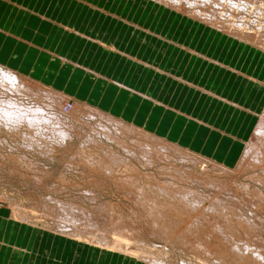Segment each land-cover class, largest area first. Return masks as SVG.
I'll return each instance as SVG.
<instances>
[{
  "label": "rangeland",
  "instance_id": "374dc122",
  "mask_svg": "<svg viewBox=\"0 0 264 264\" xmlns=\"http://www.w3.org/2000/svg\"><path fill=\"white\" fill-rule=\"evenodd\" d=\"M104 1L105 3L100 6H105L107 11L101 12V10H97L95 18L96 20L100 19L103 32L106 34L116 31V28L117 30H122L123 46L121 47L126 46V35L132 29L131 27L134 26L133 23L143 25L145 23L142 21H146L145 28L147 26L152 28L154 33L155 31L162 32L161 36H163V39L169 40L172 38L171 35L174 34H177L176 36L181 35L191 45L192 43L193 46L197 44V48L202 50L203 54H207V56L216 55L223 58L222 60L231 61L238 65L242 61L252 64L251 62L254 59L252 53L259 52L256 53L254 60L261 54V62L264 66V55L262 54L264 52V0H187L189 4L182 3V5L178 3L181 0H160L168 8H164L165 6L163 7V5L159 4L152 5L147 0H101V2ZM88 9L84 13H93L92 10ZM176 10L184 15L178 14ZM212 10L213 15L211 13ZM203 23L215 29L217 28L219 30L217 32L221 30L225 34L216 33L215 30L205 27ZM161 40L162 38L159 39V41ZM170 54L168 56L173 58L175 52L173 55ZM153 60H155L154 57ZM121 62L127 61L121 60ZM38 89L35 86L33 90L36 93L34 92L32 95L25 90L15 93L5 90V87L0 84V100L13 98L14 100L22 101L25 105L44 107L45 110L53 113L58 119H65L64 122L67 124L64 129L65 133L71 136L63 141L59 137V133L52 130L34 128L26 120L0 123V208L3 209L0 217L8 219L5 224L2 223L1 225L0 223V240L4 225L6 227V224H13L11 235L7 236V241L5 239L4 247H0V264L20 263L23 242H14L16 238L13 235L14 232L16 236L19 233L20 228H16L17 225L36 228V238L39 236V231L44 234L46 231L59 237L80 240L101 249L106 248L114 252L123 253L135 258L140 264H154L155 262L157 264H219V260L220 264H234L235 262L228 259L226 262L218 259L216 252L208 253L205 245L206 239L203 241L205 242L204 244L200 243L199 245L200 240L197 239V236L200 228L203 225L205 226L209 220L210 224L216 222L224 227L223 229L229 230L231 232L230 235L228 233L229 237L231 236L237 241L242 239L243 241L241 240V242L247 243L248 241L250 245L256 246H252V249L254 247V249L258 248V251L260 250L262 264L264 263V160H258V162L254 160V162L250 157L249 159L245 158L246 160L242 164L238 162L234 167L228 166L232 168V171H227L222 167L224 164L220 165L200 155V157L198 155L190 156L183 151H178L174 148L173 143H164L163 141L161 143L160 140L144 134L145 131H139V128L135 130L129 126L124 127L122 125V127L121 124L119 125L108 118H104L97 112L91 111L89 107H84L86 104L80 101L71 100L73 104H76L73 105L76 110L71 112L63 111V104H57L53 94L45 95ZM260 114L264 123V111H261ZM39 132L42 133V136ZM45 133L46 135H43ZM38 137L39 139L37 140ZM46 137L50 141L46 140ZM41 139L43 140L40 141ZM263 143H259L260 146H258L256 141L252 140L249 142L251 146L253 145L252 147L257 146L258 149L256 150L257 152L260 151L259 154L261 156L258 154L260 158L264 157ZM139 144L141 146H138ZM126 146H129L128 149ZM256 146L253 149L254 151H256ZM110 147L111 149H109ZM105 152H109L110 155L109 153L108 156L104 155L106 154ZM147 152L148 155L146 154ZM144 155L146 156L143 157ZM110 156L113 158L112 162L110 161ZM263 157L262 159H264ZM118 159L121 162L124 161L122 163L116 162ZM145 159H148L147 162L144 161ZM114 160L115 162H113ZM105 161L106 163L109 161L107 164H110V162L111 164L107 165ZM119 164H121L122 168L118 166ZM104 165H107L106 167L114 166V168H109L110 172L108 168V171L104 170L106 168ZM135 167L138 171L136 169L134 171ZM126 174L128 177H126ZM142 174L144 175L142 176ZM133 176H135V179ZM155 179H159V184H157ZM202 179L207 180V185L212 183L214 186L217 185L224 188L221 189L223 193L216 190L215 187L201 185L199 181L201 182ZM160 181L163 186L167 184L171 188H182L183 191L186 189L198 190L203 193L205 198L209 199L208 203L211 202L210 205L218 207L220 211H216V207L207 203L204 204L214 209L210 210L208 208V210L205 205H202V208L205 206V212L199 205H194L195 208L191 206V208L190 205L186 204V207L183 203L188 201L177 196V193L172 192L173 196H175L173 197L168 195L167 190L160 191V193L154 190H161L160 187H157V185H162ZM153 185H155V188H152ZM139 186H142V188ZM212 194L219 195L220 200L224 202L215 201L216 199L214 198L210 199ZM179 197L180 200L182 199L181 202H179ZM167 199L173 202L176 207L169 206L171 209L169 207L164 209L167 219L165 216H163L164 218L160 216L161 219L159 217L156 218L160 215V210L157 211L159 214L157 212L155 214L156 210L151 209L153 200L166 203ZM138 200L139 202H137ZM191 205L193 204L191 203ZM72 206L76 207L72 208ZM223 207L225 208L223 209ZM82 208L87 210V212L85 213ZM176 208H180L179 210L184 212H178ZM187 208L190 210L189 212H191V209L194 211L192 213L195 214L196 219L193 218L195 217L194 214L188 212ZM80 209L82 214H80ZM71 210L73 213H71ZM83 212L86 216L89 215L90 218L89 216L86 218ZM208 212L211 214L209 215ZM175 215L177 218H173ZM212 216L216 219L215 221ZM203 217H207L206 220L209 217V220L206 221ZM89 219H93L94 223H90ZM165 219L174 221L173 226L166 227L167 223L171 221L169 220L166 223ZM178 219V224L183 219L180 225L176 224ZM192 219H195L200 225H195ZM197 219H200V221ZM162 221L165 222L166 226ZM190 224L191 226H189ZM249 224L250 226H248ZM208 225H206V228L211 227ZM227 225L233 226V228L227 229ZM183 227H185V230ZM210 229L211 232L209 233L215 232L213 228ZM234 229L238 230L234 231ZM186 230L191 235L187 234ZM249 230L251 231L249 232ZM197 232L198 234H196ZM252 233H254V237ZM44 234H42L43 239ZM113 235H118L125 240L119 243L121 245L114 246L109 244L108 242H110ZM126 242L131 243L129 244L130 247L125 246ZM35 243L31 242V245L25 249L29 250L28 252L33 250L34 260L38 261L40 259L42 262L41 256L38 258L34 254L37 249V245H34ZM221 246L222 249L224 247V250L226 249L225 244L224 247L223 245ZM197 249L199 251L202 249L201 253ZM28 252L25 255L27 259L22 257L24 264L30 263ZM54 255L56 259H59L60 255L56 252ZM203 259L207 262L205 261L204 263Z\"/></svg>",
  "mask_w": 264,
  "mask_h": 264
},
{
  "label": "crops",
  "instance_id": "0c3cea01",
  "mask_svg": "<svg viewBox=\"0 0 264 264\" xmlns=\"http://www.w3.org/2000/svg\"><path fill=\"white\" fill-rule=\"evenodd\" d=\"M103 3L0 0V65L73 101L189 146L185 148L203 158L220 165L237 164L264 109L262 55L254 60L259 52L252 53V64L242 61L240 65L207 56L181 35L163 39L162 32L145 28L147 22L142 20L143 25L133 23L126 46L121 47L122 30L106 34L95 18L97 10L107 11L100 6ZM87 9L93 13H84ZM7 221L0 217L1 225ZM12 226L4 225L0 247ZM16 228L20 229L17 236L13 233L14 242H23L24 259L29 251L25 248L36 242L34 254L42 262L34 260L32 250L29 264H140L123 253L80 240L46 231H39L36 238V228ZM22 257L19 264H24Z\"/></svg>",
  "mask_w": 264,
  "mask_h": 264
},
{
  "label": "bare ground",
  "instance_id": "6f19581e",
  "mask_svg": "<svg viewBox=\"0 0 264 264\" xmlns=\"http://www.w3.org/2000/svg\"><path fill=\"white\" fill-rule=\"evenodd\" d=\"M153 1H155V2H157V3H159L161 6L163 5V7L165 6V8H168L166 5H165V3H161L160 2V0L158 1V0H153ZM152 2V1H151ZM178 3H181V5H182V3L183 4H189V1H187V0H181V1H178ZM180 5V6H181ZM173 9V8H172ZM173 10H175V9H173ZM177 11V10H176ZM180 12L178 11V14H179ZM211 13H212V15H213V10L211 11ZM180 14H182V13H180ZM212 27V26H211ZM212 28H214V27H212ZM215 29V28H214ZM216 30H218L217 28H216ZM219 31V30H218ZM221 31V30H220ZM238 38V37H237ZM234 39H236V38H234ZM241 41V40H240ZM243 41H244V39H243ZM260 49V48H259ZM262 53H264V52H262ZM260 62V61H259ZM0 84L2 85V86H4L5 87V90H8V91H10V92H15V93H20V91L21 90H25V91H27V92H30V94L32 95V94H34V87L35 86H37V88H39L38 89V91H40V92H42L43 94H45V95H49V94H53L54 96H55V101H56V103L57 104H63V111L64 110H67L68 112H71L72 110H76V108H74L73 107V105H76L75 103L73 104L72 102H71V99L68 97V96H66L65 95V93H62L61 91H59V90H56L55 88H51V87H46V86H44V85H42V84H40V83H38L36 80H32L31 78H26V77H24V76H22L21 74L19 75L18 73H16L15 71H12V70H9V69H7V68H5V67H2L1 65H0ZM23 93V92H22ZM36 93V92H35ZM69 103H71V104H69ZM83 103V102H82ZM79 104V103H78ZM85 104V103H84ZM78 107V106H77ZM84 107H89L90 108V110L91 111H94V112H97L99 115H101V116H103L104 118H108V119H110V120H112V121H114L115 123H117V124H121V126L123 125L124 127H126V126H129L130 128H132V129H137V127H135V126H133V125H131V124H129L128 125V123L127 122H124L123 120H121V119H119V118H117V117H114L113 115H111V114H109V113H105L103 110H100V109H98V108H95V107H90V106H88L87 104H86V106H84ZM62 111V112H63ZM262 111H264V109L262 110ZM60 118V117H59ZM263 118H264V115H263ZM6 120V121H5ZM16 120H19V121H21V120H26L27 122H28V124L30 125V126H34V128H38V129H46V130H52L53 132H56V133H59V137H61L62 139H63V141L66 139V138H68V137H70L71 135L70 134H67V133H65V126L67 125L64 121H65V119L64 120H61V119H58L53 113H49L47 110H45V108L44 107H37V105H35V106H30V105H25L22 101L20 102V101H17V100H14L13 98H8V99H6V100H0V123L2 124V123H7V122H10V121H16ZM5 121V122H4ZM33 122H35V123H33ZM64 122V123H63ZM118 125V126H119ZM122 126V127H123ZM16 128H17V126H15ZM19 127V126H18ZM14 128V127H13ZM16 128H14V129H16ZM139 128V127H138ZM122 129V128H121ZM36 130V129H35ZM139 131H142V132H144V130H142L141 128L140 129H138ZM31 131V130H30ZM34 131V130H33ZM43 131V130H42ZM51 131V132H52ZM36 132H38V131H36ZM40 133V132H39ZM38 134V133H37ZM42 133H40V135H41ZM144 134H146V135H148L149 137H152V138H154V139H156V140H160L161 141V143H162V141L164 142V143H172V142H170V141H168V139H165V138H163V137H161V136H158V135H156V134H154V133H149L148 131H145L144 132ZM25 135V134H24ZM43 135H46V133L45 134H43ZM39 136V135H38ZM42 136V135H41ZM52 136H53V133H52ZM34 137V136H33ZM128 137V136H127ZM32 138V137H31ZM32 139H34V138H32ZM31 139V140H32ZM36 139V138H35ZM39 139V137L37 138V140ZM43 139H41L40 141H42ZM45 140V139H44ZM46 140H49V138H47L46 137ZM45 140V141H46ZM115 140V139H114ZM256 141V145H258V146H260L259 145V143H263L264 142V123H263V119H262V115L259 113V119H258V121H257V125L255 126V130L253 131V133H252V135H251V138H250V140L247 142V146H245V151H244V153H243V155H242V159H240V161H239V164L241 163H243V161H245L246 159H249V157L250 158H252V161H257L258 162V160L259 161H261V160H264V159H262V157L260 158V154H259V152H257V150L256 149H258L257 148V146H256V148H255V150L256 151H254L253 149H254V147H252L250 144H249V142L250 141ZM39 141V142H40ZM50 141V140H49ZM52 141H54L53 139H52ZM117 141V140H116ZM120 141H122V140H120ZM119 141V142H120ZM34 142V141H33ZM36 142V141H35ZM38 142V143H39ZM48 142V141H47ZM46 142V143H47ZM93 142V141H92ZM97 142V141H96ZM45 143V142H44ZM94 143H95V140H94ZM121 143V142H120ZM119 143V144H120ZM98 144H100V143H98ZM123 144V143H122ZM174 144V148H176L178 151H183V152H185V153H187V154H189L190 156L191 155H198L197 153H195V152H191L190 150H188V149H186L185 147H188V146H184V147H182L181 145L182 144H179V143H173ZM264 144V143H263ZM154 145V144H153ZM122 146V145H121ZM138 146H141L140 144L138 145ZM33 147V146H32ZM103 147V146H102ZM129 147V146H128ZM128 147L126 146V148L128 149ZM131 147V146H130ZM146 147V146H145ZM167 147V146H166ZM132 148V147H131ZM148 148V147H147ZM189 148V147H188ZM109 149H111V147L109 148ZM126 149V150H127ZM152 149V148H151ZM113 150V149H112ZM111 151V150H110ZM114 151V150H113ZM81 152L83 153V151L81 150ZM84 152H85V150H84ZM104 152V151H103ZM102 152V153H103ZM106 152H107V150H106ZM105 152V153H106ZM152 152V151H151ZM109 153V152H108ZM108 153H106V154H104V155H106V156H108ZM113 153V152H112ZM118 153V152H117ZM116 153V154H117ZM127 153H128V150H127ZM139 153V152H138ZM150 153V152H149ZM155 153V152H154ZM157 153V152H156ZM145 154V153H144ZM147 155H148V152L146 153ZM258 154L260 155L259 157H258ZM109 155H110V153H109ZM113 155V154H112ZM131 155H132V153H131ZM137 156H138V154H136ZM141 155H143V154H141ZM248 155V156H247ZM119 156H120V154H119ZM124 156V155H123ZM133 156V155H132ZM146 155H144L143 157H145ZM152 156V155H151ZM199 156V155H198ZM246 156V157H245ZM104 157V156H103ZM111 157V159H110V161L113 159L112 158V156H110ZM109 157V158H110ZM114 157V156H113ZM118 157V156H117ZM121 157V156H120ZM142 157V158H143ZM150 157V156H149ZM155 157V156H154ZM200 157V156H199ZM115 158V157H114ZM127 158V157H126ZM138 158V157H137ZM148 158V157H147ZM158 158V157H157ZM246 158V159H245ZM264 158V157H263ZM121 159V158H120ZM124 159V158H123ZM122 159V160H123ZM136 159V158H135ZM109 160V159H108ZM116 160V159H115ZM115 160L113 161V162H115ZM124 160H126V159H124ZM123 160V161H124ZM129 160H132V159H129ZM147 160L148 159H145L144 161H146L147 162ZM122 161V162H123ZM143 161V160H142ZM254 161V162H255ZM109 162V161H108ZM107 162V163H108ZM112 162V161H111ZM111 162H110V164H111ZM116 162H121V160L119 161V159H118V161H116ZM121 162V163H122ZM131 162V161H130ZM148 162H150V161H148ZM256 162V163H257ZM264 162V161H263ZM102 163H103V161H102ZM105 163H106V161H105ZM104 163V164H105ZM106 163V164H107ZM126 163V162H125ZM260 163V162H259ZM110 164H107V165H110ZM118 164V163H117ZM128 164V163H127ZM126 164V165H127ZM141 164V163H140ZM220 164V163H219ZM238 164V163H237ZM237 164H235V165H233L232 167H234V166H236ZM106 165V166H107ZM121 164H119L118 166L119 167H121L120 166ZM122 165H124V164H122ZM125 165V166H126ZM225 165V164H224ZM222 166L223 168H225L227 171H232V168L231 167H228V165L226 166ZM253 165H255V164H253ZM105 165H104V167H106ZM116 166V165H115ZM130 166V165H129ZM239 166H241V165H239ZM256 166V165H255ZM98 167H99V165H98ZM103 167V166H102ZM112 167V166H111ZM111 167L109 166V167H106V168H104V170H107V168L109 169H111ZM124 167V166H123ZM128 167V166H127ZM133 167H134V165H133ZM238 167V166H237ZM114 168V166L112 167V169ZM122 168V167H121ZM131 168V167H130ZM101 169V168H100ZM99 169V170H100ZM110 169H109V171H110ZM117 169H119V168H117ZM136 169V167L134 168V171H136L135 170ZM235 169V168H234ZM96 170V169H95ZM115 170V169H114ZM122 170V169H121ZM131 170V169H130ZM129 170V172H131ZM108 171V170H107ZM138 171V170H137ZM111 172V171H110ZM112 172H113V170H112ZM123 172V171H122ZM125 172H127L126 170H125ZM138 173V172H137ZM141 173V172H140ZM151 173V172H150ZM130 175V174H129ZM144 174H142V176H143ZM151 175V174H150ZM136 176H137V174H136ZM126 177H128L127 176V174H126ZM129 177H131V176H129ZM134 177V179H135V176H133ZM132 177V178H133ZM147 177H150V176H147ZM153 177V176H152ZM185 177V176H184ZM262 177V176H261ZM119 178V177H118ZM123 178H124V176H123ZM138 178V177H137ZM151 178V177H150ZM128 179V178H127ZM141 179V178H140ZM147 179V178H146ZM211 179V178H210ZM260 179V178H259ZM263 179V178H262ZM133 180V179H132ZM152 180V179H151ZM157 179H155V181H156ZM159 180V179H158ZM157 180V184H159V181ZM124 181H125V179H124ZM123 181V182H124ZM129 181H130V179H129ZM134 181V180H133ZM207 181V180H206ZM205 180H201V182L199 181V183H201V185H204V186H211V187H215L216 188V190H218V191H222L221 189H224V188H222V187H219V186H217V185H215L214 186V184H208L207 185V182H206ZM220 181V180H219ZM259 181V180H258ZM263 181V180H262ZM143 182H145V181H143ZM163 183H164V181H162ZM209 182H210V180H209ZM116 183H117V179H116ZM121 183H122V181H121ZM125 183H126V181H125ZM160 183H161V181H160ZM168 183V182H167ZM128 184H130V183H128ZM137 184V183H136ZM156 184V183H155ZM162 184V183H161ZM160 184V185H161ZM168 184H170V183H168ZM125 185H127V184H125ZM132 185V184H131ZM165 186H163V184L161 185V186H159V185H157V187H160V189L161 190H157V189H154V190H156V191H159V193H160V191H168V195H171V196H173V193L172 192H175V193H177V196H180V197H182V199L183 198H185L188 202H184L183 204H187V205H190V207L191 206H193L194 208H195V206L194 205H199L200 207H201V209L203 210H205V206L207 207V209L209 208L206 204H204V203H207V204H209L210 205V203H208L209 202V199L208 198H205V196L203 195V193H201L200 191H198V190H192V189H186V190H182V188L180 189V188H171L170 187V185H167V184H164ZM172 185H173V183H172ZM175 185V184H174ZM145 186V185H144ZM144 186H143V188H144ZM148 186V185H147ZM155 185H153V187L152 188H155L154 187ZM222 186V185H221ZM133 187V186H132ZM139 187H141L142 188V186H139ZM173 187H175V186H173ZM147 188V187H146ZM150 188V187H149ZM136 189V188H135ZM159 189V188H158ZM144 190V189H143ZM150 190V189H149ZM152 190V189H151ZM228 190V189H227ZM217 191V192H218ZM245 191V190H244ZM244 191H241V192H244ZM141 192V191H140ZM154 192V191H153ZM142 193V192H141ZM150 193V192H149ZM155 193V192H154ZM221 193H223V192H221ZM158 194V193H157ZM262 194V193H261ZM159 195V194H158ZM210 195V194H209ZM143 196V195H142ZM153 196V195H152ZM154 196L156 197V195L154 194ZM248 196V195H247ZM255 197H256V195H254ZM145 197V196H144ZM151 197V196H150ZM164 198H165V196H163ZM173 197H175V196H173ZM180 197H179V200H180ZM210 197V196H209ZM233 197H235V196H233ZM138 198H139V196H138ZM159 199H160V197H158ZM212 198H214V199H216L215 201H218V202H222V200H220V198H219V195H215V194H212V196L210 197V199H212ZM238 198V197H237ZM259 198V197H258ZM261 198V197H260ZM263 198V197H262ZM155 199V198H154ZM181 199V200H182ZM207 199H208V201H207ZM135 200H137V199H135ZM142 200V199H141ZM178 200V201H179ZM181 200L179 201V202H181ZM234 200H235V198H234ZM237 200V199H236ZM262 200V199H261ZM145 201V200H144ZM148 201H149V199H148ZM159 201V200H158ZM157 200H153V206H152V210L153 209H155L153 212L156 214V212L158 211V210H160V215H156L157 217L156 218H160L161 219V217L160 216H165V218L167 219V217H166V213L164 212L165 210V208L167 209V207H173V206H175V204L173 203V202H171L169 199H167L165 202L166 203H164V201L163 202H158ZM162 201V200H161ZM177 201V202H178ZM184 201V200H183ZM182 201V202H183ZM211 201V200H210ZM254 201V200H253ZM137 202H139V200L137 201ZM141 202V201H140ZM152 202V201H151ZM175 202V201H174ZM217 202V203H218ZM224 202V201H223ZM222 202V203H223ZM191 203L193 204V205H191ZM215 203V202H214ZM238 203V202H237ZM249 203V202H248ZM221 204V203H220ZM227 204V203H226ZM104 205V204H103ZM108 205V204H107ZM148 205V204H147ZM180 205V204H179ZM184 205V206H185ZM187 205H186V207H187ZM202 205H205L203 208H202ZM212 205V204H211ZM210 205V206H211ZM214 205H216V204H214ZM223 205V204H222ZM252 205V204H251ZM71 206V205H70ZM70 206H68V207H70ZM149 206V205H148ZM178 206V205H177ZM198 206V207H199ZM213 206V205H212ZM219 206V205H218ZM76 206H72V208H75ZM95 207V206H94ZM169 207V208H170ZM176 207V206H175ZM179 207H181V206H179ZM213 207H216V206H213ZM213 207H211V208H209L210 210L213 208ZM79 208V207H78ZM77 208V209H78ZM192 208V207H191ZM190 208V209H191ZM194 208H193V210H194ZM225 207H223V209H224ZM71 209V208H70ZM100 209V208H99ZM171 209V208H170ZM175 209V208H174ZM180 209V208H179ZM179 209H177L176 208V210L178 211V212H184V211H182V210H179ZM197 209V208H196ZM200 209V208H199ZM208 209V210H209ZM214 209V208H213ZM216 209V211H220L219 209H218V207H216L215 208ZM218 209V210H217ZM81 210V209H80ZM82 210L84 211L85 209H83L82 208ZM82 210L80 211L81 213L80 214H82ZM187 210H188V208H187ZM203 210V211H204ZM79 211V210H78ZM170 211V210H169ZM172 211V210H171ZM175 211V210H174ZM190 210H188V212H189ZM197 211L199 212V210L197 209ZM201 211V210H200ZM239 211V210H238ZM18 212H19V210H18ZM87 212V210H85V213ZM91 212V211H90ZM152 212V213H153ZM176 212V211H175ZM192 212H194V211H192V209H191V212H189L190 214H194V213H192ZM205 212H206V210H205ZM210 212H212V211H210ZM245 212V211H244ZM71 213H73L72 212V210H71ZM78 213V212H77ZM84 213V212H83ZM85 213H84V215H85ZM92 213V212H91ZM90 213V214H91ZM151 213V214H152ZM158 212H157V214H159ZM172 213H174V212H172ZM222 213V212H221ZM80 214H77V215H79V216H81ZM89 214V213H88ZM93 214V213H92ZM166 214V215H165ZM176 214H178L177 212H176ZM180 214V213H179ZM199 214H201V213H199ZM208 214H209V212H208ZM211 214V213H210ZM209 214V215H210ZM226 214V213H225ZM237 214V213H236ZM95 215V214H94ZM153 216H154V214H152ZM170 215H171V213H170ZM212 215H213V213H212ZM215 215V214H214ZM72 216V215H71ZM86 216V215H85ZM89 216V215H88ZM88 216H86V218L88 217ZM176 216V215H175ZM175 216H173V218H177V216L175 217ZM180 216V215H179ZM182 216V215H181ZM187 216V215H186ZM193 216V215H192ZM194 216H195V214H194ZM198 216H200V215H198ZM202 216H203V212H202ZM201 216V217H202ZM204 216H207V215H204ZM238 216V215H237ZM73 217V216H72ZM92 217H94V216H92ZM95 217H96V215H95ZM155 217V216H154ZM190 217V216H189ZM81 218V217H80ZM79 218V219H80ZM86 218H84V219H86ZM89 218H90V216H89ZM164 218V217H163ZM180 218V217H179ZM183 218V217H182ZM193 218H195L196 219V216L195 217H193ZM200 218V217H199ZM204 218V217H203ZM206 218L207 217H205L204 219L206 220ZM212 218H213V220L215 221L216 219H214V217L212 216ZM212 218H210V219H212ZM84 219H82V220H84ZM94 219V218H93ZM93 219H89L90 220V223L91 222H93ZM153 219V218H152ZM165 219V222L167 223V222H169V220L171 219H169L168 221ZM193 220L192 222H194V224L195 225H200V224H198L197 223V221L196 220ZM223 219V218H222ZM226 219V218H225ZM242 219V218H241ZM81 220V219H80ZM98 220V219H97ZM164 220V219H163ZM198 220V219H197ZM208 220H209V217H208ZM208 220H206V221H208ZM99 221V220H98ZM171 222H172V220H170ZM178 221H179V219L178 220H176V224L177 225H180V223H182L183 222V219H182V221L178 224ZM184 221H185V219H184ZM198 221H200V219L198 220ZM227 221V220H226ZM155 222V221H154ZM163 222V221H162ZM161 222V223H162ZM165 222H163L164 223V225H165ZM171 222H169V223H167V226L166 227H169V226H173V222L171 223ZM210 222V220L208 221V223L207 224H209L211 227H209V228H206V225L204 226H202L201 228H200V231H199V237L197 236V239L198 240H200V242H199V245H200V243L202 244H204L205 242H203L205 239V241H206V243H205V245H206V248H207V250L206 251H208V253H211L212 254V252H216L217 253V257H218V259H222V261L223 260H225V262H226V260L228 259V260H230V261H233V262H235L234 264H262V254L258 251V248L257 249H254V247H256V246H254V245H250L249 243L250 242H248L247 241V243L245 242H241V240L242 239H239V241H237V240H235V239H233L231 236L229 237L228 236V233H229V235H230V233L231 232H229V230H226V229H223L224 227H222L221 225H219V223L217 224L216 222L215 223H213V224H210L209 223ZM212 222V221H211ZM220 222V221H219ZM224 222V221H223ZM94 223V222H93ZM185 223H186V221H185ZM114 224V223H113ZM118 224V223H117ZM175 224V225H176ZM191 224H193V223H191ZM191 224L189 225V226H191ZM202 224V223H201ZM205 224V223H204ZM221 224H223V223H221ZM246 224V223H245ZM248 224V223H247ZM162 225V224H161ZM182 225V224H181ZM186 225V224H185ZM194 225V226H195ZM208 225V226H209ZM231 225V224H230ZM226 226V228L227 229H230V227H231V229L233 228V226ZM111 226V225H110ZM109 226V227H110ZM163 226V225H162ZM193 226V225H192ZM248 226H250V224L248 225ZM108 227V226H107ZM119 227V226H118ZM164 227V226H163ZM182 227V226H181ZM199 227V226H198ZM229 227V228H228ZM246 227V226H245ZM244 227V228H245ZM114 228V227H113ZM175 228V227H174ZM185 227H183V229H184ZM188 229H189V227H187ZM186 228V229H187ZM193 228V227H192ZM210 228H213V230H215V232H216V234L214 235V233L215 232H213L212 231V233H209V232H211V229ZM236 228V227H235ZM77 229V228H76ZM112 229V228H111ZM165 230H167L166 228H164ZM187 229V230H188ZM197 229V228H196ZM162 230V229H161ZM181 230H182V228H181ZM185 230V229H184ZM186 230V231H187ZM190 230V229H189ZM203 230V231H202ZM236 230H238V229H236ZM235 229H234V231H236ZM253 230V229H252ZM255 230V229H254ZM185 231V232H186ZM232 231V230H231ZM251 230H249V232H250ZM256 231V230H255ZM79 232V231H78ZM169 232V231H168ZM184 232V231H183ZM189 231H187V234H189L188 233ZM191 232V231H190ZM233 232V231H232ZM254 232V231H253ZM167 234V233H166ZM196 234H198V232L196 233ZM253 234V237L255 236L254 235V233H252ZM189 235H191V233L189 234ZM189 235H188V238H189ZM258 235V234H257ZM94 236V235H93ZM92 236V237H93ZM115 236H117V237H115ZM184 236V235H183ZM185 236L187 237V235L185 234ZM233 236V235H232ZM248 236V235H247ZM250 236H251V233H250ZM94 238V237H93ZM192 238H194V237H192ZM105 239H107V238H105ZM249 239V238H248ZM257 239V238H256ZM258 239H260V238H258ZM101 240V239H100ZM123 240H125V239H122L120 236H118V235H113V237L110 239V242H108L109 244H112V245H121V244H119L120 242H122ZM245 240V239H244ZM255 240V239H254ZM261 240V239H260ZM103 241V240H102ZM243 241V240H242ZM257 241V240H256ZM255 241V242H256ZM197 242V241H196ZM105 243H106V241H105ZM194 243V242H193ZM198 243V242H197ZM129 244H131L130 242H126L125 243V246L126 247H130L129 246ZM224 244L226 245V249L224 250ZM258 244V243H257ZM194 245V244H193ZM198 245V244H197ZM196 245V246H197ZM221 245H223V249H222V246ZM264 245V244H263ZM252 246H254L253 247V249H252ZM257 246H261V245H257ZM202 247V246H201ZM262 247V246H261ZM260 247V248H261ZM194 248V247H193ZM197 248V247H196ZM146 249V248H145ZM262 249V248H261ZM196 250V249H195ZM198 250V249H197ZM202 250V249H201ZM201 250L199 251V253H201ZM263 250V249H262ZM145 251V250H144ZM202 253H203V251H202ZM216 253H214L215 255H216ZM197 254V253H196ZM198 255V254H197ZM200 255V254H199ZM208 255V254H207ZM214 255V256H215ZM203 256V255H202ZM201 256V257H202ZM204 258V257H203ZM229 258H231V259H229ZM264 258V257H263ZM199 259V258H198ZM202 259V258H201ZM200 259V260H201ZM206 259V258H205ZM154 260V259H153ZM204 260V259H203ZM207 260V259H206ZM206 260H204L203 262L205 263V261ZM207 262V261H206ZM209 262H210V260H209ZM232 262V263H233ZM243 262V263H242ZM214 263V262H213ZM154 264H157L156 262L154 263ZM159 264V263H158ZM219 264H220V260H219ZM264 264V263H263Z\"/></svg>",
  "mask_w": 264,
  "mask_h": 264
}]
</instances>
